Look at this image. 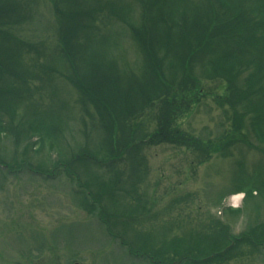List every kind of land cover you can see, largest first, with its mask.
Masks as SVG:
<instances>
[{"label":"rangeland","instance_id":"obj_1","mask_svg":"<svg viewBox=\"0 0 264 264\" xmlns=\"http://www.w3.org/2000/svg\"><path fill=\"white\" fill-rule=\"evenodd\" d=\"M262 20L264 0H0L8 23L0 29L14 37L0 31L8 68L0 69V264H264V226L254 227L264 220V38L256 50L237 34L248 25L263 30ZM216 24L233 35L221 42L226 53L189 68V33ZM157 57L173 86L195 79L172 128L197 146L163 137L122 160L119 151L92 155L111 136L103 115L120 119L114 132L132 121L143 122L147 137L159 129L167 106L160 92L141 107L140 122L125 120L143 90L158 89L148 66ZM240 61L250 67L237 73L234 90ZM252 72L249 100L239 85ZM239 96L245 102L231 120L229 102ZM26 123L35 132L26 135ZM80 156L74 172L61 166ZM101 201L112 233L93 206Z\"/></svg>","mask_w":264,"mask_h":264},{"label":"trees","instance_id":"obj_2","mask_svg":"<svg viewBox=\"0 0 264 264\" xmlns=\"http://www.w3.org/2000/svg\"><path fill=\"white\" fill-rule=\"evenodd\" d=\"M1 22L2 21H0V26H4L5 27L8 24V23L3 24ZM257 22H259V21L254 22L255 25H259V24H257ZM260 22H261V20H260ZM262 23L264 24V20H262ZM225 26L226 25H217V24L215 26H211L210 25L204 31L195 30L194 32H190L189 34H191V37L195 40V43H194V47H189V48H191V50L187 52V57L188 58L186 57L187 60H186V64L185 65H187L189 68L194 69L195 63L196 62L199 63L201 60L205 59V57L207 55H210V59L209 60L213 61L215 58L218 57V53L219 52L226 53V50L222 47L221 42L229 41L230 38H228V37L229 36H233V35L232 34H228L229 36H226L225 34L221 33V31L225 29ZM216 30L220 31V33L215 34ZM0 31H3L6 36H9V38H14L10 34V32L8 30L0 29ZM235 31H236V29H235ZM222 32L226 33V30L222 31ZM238 32H240L239 35L242 36V38H243V44L251 45L252 49L254 48L256 50L258 48V45L260 44V41L262 40V38H264V28H263V30H261V28H257V27L248 25V26H245L243 30L241 28L240 29L237 28V34H238ZM187 40H190V38L188 37ZM27 47H29V46L26 45L25 47H21V48L24 49V48H27ZM25 51L27 52V49ZM146 53L148 54L147 49H146ZM21 55H22V53H21ZM0 57H2L1 54H0ZM150 63H151V65L148 64V66H151V68L153 70L154 78H155L154 80L158 83V89L152 90L150 88H147L146 90H143L142 91V95H141V99H140V101H141L140 102V105H141L140 107H138V105L136 103V106H135L134 109L133 108L132 109L128 108V107H130L133 104V100H132L127 106V108L129 110L126 109V112H125V115H126L125 118L126 119L125 120H126V122H128V121H130L129 119H131V117H133V119H138L139 120V117L141 118L143 116V112H144V108H141V107H144V105H145L144 103H146V101L147 102L153 101L151 99V96L154 95L155 92L156 93L160 92V94L165 97V100H164L165 103L164 104H166L167 106H166V108L163 109V112H162V115L160 116V118H158L159 117L158 115L156 116V118L160 122L159 129L157 131L152 132L151 133L152 135L147 137L143 133V130L145 129L144 125H143V127L139 126V124L142 125L143 122L142 123H136V122H133L131 120L132 123H123V122H121L122 124L119 127V131L118 132H114V130H113L114 126L115 127L117 126L116 121L120 120V119H118L117 116H116V119H111V116L109 114L106 113L107 115L105 116V115H103V113L101 111H99L100 114L103 115L101 118L104 120V122L109 124V126L107 128V131H111V133H110L111 136L109 138L112 139L114 134L116 136H118V138L114 142H111V143L108 142L109 140H111V139L108 138L107 146H105L104 148H102L100 150L96 149L95 153L93 152L92 155H97V153L101 154V153H104V152L107 153V154L112 152L111 154L116 155L115 152L119 151V156L118 157L120 158V160H122L121 159L122 156H126V155H130V156L134 155L135 156V155H137V151L135 149H137V147H139L140 145H143L144 143H147L148 140L154 139V138L162 139L163 137L167 141H169L170 143L178 142V139H179L181 144L184 145V146H190V147L197 146V145H193V144H195V142L197 140H193L190 137H184L183 138L182 136H176V133L178 131L176 132L174 130V128H172L174 126L172 122H173V120L176 117L173 114L174 111L175 110L181 111L183 108L184 109H188V106L190 105V104L186 103L188 100H185V99L182 100V99L184 97L190 96V94L192 93L193 89L190 87V85L194 86V84H195L197 86L194 77L193 76H191L189 78L183 77L180 80L179 84H176V85L173 86L172 85L173 82L171 83L170 80L167 78V76L164 74V61L162 59H160L159 57H157V58H155V62L154 63L153 62H150ZM241 63H244L243 64L244 67H241V68H238V69L235 68V70H233L232 78H231L230 83H229V86L231 88H233L234 90H235V88L238 89V84L235 81V80H237L235 78L237 73L239 72L238 73V75H239V74H241V71L243 69H248L250 67L244 61H240L239 64H241ZM176 66H177V68L180 67L179 65H176ZM176 66L174 65V67H176ZM211 66H212V64H211ZM0 69H2L4 72H7L8 68L3 67L2 65H0ZM238 70H240V71H238ZM254 73L255 72H252V73H250L248 75V77L246 76L247 77L246 82H247L248 86L246 85V87H243V86L239 85V88H240L239 94L240 93L249 94V96H247V99H249V100H250V96H256V94L254 92L256 87L252 84L253 78L256 77V76L254 77ZM187 81H189V82L191 81L193 83H191L189 85V82H187ZM233 93H234V91L232 92V94ZM106 97H108V96L106 95ZM170 99H173V102H175V103H172V101ZM179 100L181 101V103H179ZM242 102H245L244 101V97H242V96H241V98L239 96L235 100L234 99L230 100L229 103H230L231 107L233 108V114H232L233 117H232L231 120H236L237 114H238V110L236 108H237L239 103L243 104ZM190 103H192V102H190ZM250 103H251V101H250ZM146 105H147V103H146ZM168 106H170V107L167 108ZM254 106H257L256 102H255ZM117 108L118 109L120 108L121 110H124V108H121V107H117ZM140 108H141V110H140ZM118 109H117V111H118ZM138 109H139V111H138ZM166 109H168V111H166ZM106 110L107 109H105V111ZM247 111H249V110H247ZM255 113H256V115L258 117L261 116L260 113H258V112H255ZM238 116H240V115H238ZM257 116L252 115L251 113H249V122L252 123L256 128H257L256 119L258 118ZM241 119H243V118H241ZM107 120L111 121L112 126ZM259 121H260V119H259ZM139 122H140V120H139ZM26 125L27 126H24L23 130L25 131L24 133H26V135H27L29 131H32V130L34 131V128H33V126H31V124H27L26 123ZM0 126H2V125H0ZM1 129H2V127H1ZM3 131L4 132H0V134L1 133H7L5 128H4ZM106 135L108 137L109 134L106 133L105 137H106ZM137 138L140 139V140L137 141ZM118 139H119V141H118ZM212 147H215V146H212ZM135 151H136V153H135ZM93 158H97V160H99L98 164H100V165H109V164L113 163L112 161L117 160L116 157H114V158L110 157V159H107V158H104V157H93ZM81 159H83L81 156L80 157H75V158H70V159H68L67 162H65L66 164L63 162L64 164H61V166H64V169H67L68 172H74L73 168H71L72 165L75 162H78V160H81ZM21 170H23V169H21ZM21 170H16V171H21ZM98 178H99V176H98ZM100 183H103V182H100ZM85 185L89 186L88 184H85ZM87 186H86V188H87ZM88 191H90V193H91V190H88ZM108 194H109L110 197H113V195H114L113 191L109 192ZM93 206H97L98 207V209L100 210L99 217L101 218L102 223L106 226V228L109 231V233H112V231H111V227H112L111 226V221L106 216V213H108L106 211H108V210H107V207L105 206V204H103L102 201H101L100 203L97 202V203L93 204ZM125 220H127V219H125ZM259 221L260 222H258V225L254 226L255 230H257L261 226H264V220L263 221L259 220ZM123 223H125V221H123ZM252 237H254V236H251V238ZM243 238H244V236H243ZM119 241H120V243L122 245L130 246L129 244L124 242V239L122 237L119 239ZM229 245H227L226 247H223L219 252L214 253L212 261L214 259H216V258L219 259V257L221 258V257L225 256L226 254L230 253V250L232 248H230L231 245L230 246ZM222 252H224V254H222ZM140 253H143V252L142 251H138V254H140ZM151 261L154 264H160L159 261H154L153 259ZM209 261H211V259H209L208 262ZM201 262H205V261H201Z\"/></svg>","mask_w":264,"mask_h":264}]
</instances>
